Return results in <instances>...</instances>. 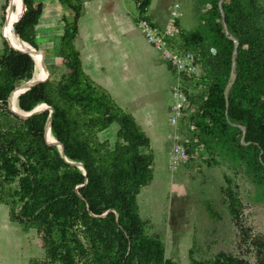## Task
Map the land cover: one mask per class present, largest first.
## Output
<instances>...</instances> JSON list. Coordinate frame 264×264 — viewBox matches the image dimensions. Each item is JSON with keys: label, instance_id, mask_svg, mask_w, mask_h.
Listing matches in <instances>:
<instances>
[{"label": "trees", "instance_id": "trees-1", "mask_svg": "<svg viewBox=\"0 0 264 264\" xmlns=\"http://www.w3.org/2000/svg\"><path fill=\"white\" fill-rule=\"evenodd\" d=\"M22 1L25 11L13 31L38 49L35 27L42 5L34 0ZM150 1L137 0L138 15L149 27L156 28L147 14ZM10 2L12 7V0L3 7V23ZM60 2L74 14L72 21L62 20L57 47L66 70L56 83L21 93L17 105L23 111L40 104L53 107L52 134L62 144L66 159L81 163L86 174L67 162L54 148L56 145L45 141L48 111L21 118L7 110V95L9 99L17 83L32 78L35 61L28 54L11 51L9 48L21 50L6 41L8 47L0 55V203L9 206L21 225L36 218L46 221L45 259L39 264H178L165 257L161 237L146 232V222L134 209L141 188L153 179L149 138L135 118L82 69L74 45L82 0ZM221 6L223 16L219 6L215 14L238 43L234 56L233 38L223 31L222 22H215V51L202 52L215 81L202 108L207 114H220L223 127L231 121L243 125L244 142L256 149L259 165L264 168V9L257 0H223ZM204 40L199 30L183 37L184 45L191 48L204 46ZM233 62L235 77L225 95V81ZM112 123L117 124L115 136L123 143L120 151L96 139V134ZM226 196L232 208L241 206L230 189ZM110 209L118 213V224L112 211L100 216ZM189 258L190 264H242L241 259L223 251L200 260L189 251Z\"/></svg>", "mask_w": 264, "mask_h": 264}, {"label": "rangeland", "instance_id": "rangeland-1", "mask_svg": "<svg viewBox=\"0 0 264 264\" xmlns=\"http://www.w3.org/2000/svg\"><path fill=\"white\" fill-rule=\"evenodd\" d=\"M220 1L151 0L147 14L157 25L151 28L140 19L137 0H82L74 45L84 73L130 113L149 138L154 177L141 188L134 209L146 222V232L161 237L165 257L190 264L189 251L197 260L223 251L242 264H264V168L259 155L250 144L239 145L240 128L231 123L223 127L220 114L202 108L215 81L202 52L215 51L212 37L215 22H222L215 14ZM257 2L264 9V0ZM34 3L42 5L35 42L45 53L49 71L43 85H51L66 70L57 47L62 20L72 21L74 14L60 0ZM7 4L0 0V55L8 47L2 37L8 28V19L3 28ZM218 9L222 14L221 5ZM12 11L10 6L8 17ZM195 30L204 34V46H185L183 37ZM226 34L236 40L228 30ZM232 73L225 81V95ZM6 108L10 111L8 103ZM116 130L112 123L96 134L97 141L120 151L123 143ZM227 189L240 199V207H231ZM3 216L17 222L9 206L0 203V233L8 231ZM21 226L30 237L31 264H39L45 259L46 221L36 218Z\"/></svg>", "mask_w": 264, "mask_h": 264}, {"label": "bare ground", "instance_id": "bare-ground-1", "mask_svg": "<svg viewBox=\"0 0 264 264\" xmlns=\"http://www.w3.org/2000/svg\"><path fill=\"white\" fill-rule=\"evenodd\" d=\"M13 3H14L13 11L9 14V17H8V12L6 14V22H7V19H8V28H7L8 36L4 32V38L7 41V43L9 45H11L12 47H14V48H16L18 50H21V51L29 52L30 55L33 57V59L35 61L33 76L28 81H29L30 85H34V84H37V83H39L41 81H44L47 78V71H46V69L44 67L45 64H46L45 56L42 53V51H40L39 49L34 48L29 43H27L25 41H23V42L19 41V37L14 33V31H13L14 23L19 21L21 13L23 12V10H22L23 9V5H22L21 0H13ZM10 5H11V2L9 4L8 8H7V11L9 9ZM6 22L4 24V28H5ZM40 64H41V68H40ZM43 72H44L43 76L40 77V75ZM22 90L23 89L21 88L20 85L16 86V88L13 91V93L11 94V96L8 99V103H9V106L12 109V111L16 112V113H19V114L23 113V111H21V109L17 105L18 96L20 95ZM43 105L44 104H40L39 107H43ZM49 135L53 139L50 138ZM46 141L48 143L54 144L58 148H60V143L55 139L54 135L52 134L51 128L49 126H47V129H46Z\"/></svg>", "mask_w": 264, "mask_h": 264}, {"label": "crops", "instance_id": "crops-1", "mask_svg": "<svg viewBox=\"0 0 264 264\" xmlns=\"http://www.w3.org/2000/svg\"><path fill=\"white\" fill-rule=\"evenodd\" d=\"M3 36L4 31L2 37ZM1 220L2 224L6 226V230L8 231L6 233H0V264H31L32 245L30 237H27L26 232L21 229L23 227L19 222L15 223L7 216H3ZM16 224L18 227H16ZM10 229L17 230L13 232ZM9 251L11 252L10 254Z\"/></svg>", "mask_w": 264, "mask_h": 264}, {"label": "water", "instance_id": "water-1", "mask_svg": "<svg viewBox=\"0 0 264 264\" xmlns=\"http://www.w3.org/2000/svg\"><path fill=\"white\" fill-rule=\"evenodd\" d=\"M222 1H223V0H221V1L219 2V4H218L219 7H220ZM21 2H22V5H23V12H24V11H25V4L23 3L22 0H21ZM23 12L21 13V16H22ZM21 16H20V18H19L18 23H20ZM222 26H223V29H224V30L226 31V33H227V27H226V24H225L224 22H222ZM17 34H18V33H17ZM18 37H19V41L23 42V40L21 39V37L19 36V34H18ZM228 38H232V37H231V36H228ZM237 43H238V42H237V39L234 40V56H235V53H236V46H237ZM9 49H10L11 51H13V52H16V53H23V54H28V55H30V53H29V52H26V51H15V50H12L11 48H9ZM42 51H43V50H42ZM43 53H44V51H43ZM44 55H45V53H44ZM30 56H31V55H30ZM31 57H32V56H31ZM32 59H33V58H32ZM33 60H34V59H33ZM233 65H235L234 62H233ZM44 67H45V69H46V71H47V76H48V77H47L43 82H39V83L34 84V85H30V84H29V81H26V82L22 83V85H20L21 88L23 89L21 93H23V92L26 91V90H29L30 88L38 87V86H40V85H43L44 83L47 82V80H48V78H49V71H48L46 65H45ZM232 72H233V73H232V74H233V77H232V79H231V82L228 83V85H227L226 88H228V87L232 84V82H233V80H234L235 73H234L233 67H232ZM9 93H10V92H9ZM21 93H20V94H21ZM8 95H9V94H8ZM8 95H7V99H6L7 103H8ZM226 98H227V96H226ZM8 105H9V103H8ZM39 106H40V105H37L36 107H34V108H33L32 110H30V111H23V110H21V111H23L22 114H19V113L13 112L12 109L10 108V106H9V108H10V111H12L15 115H17V116H19V117H21V118H28V117H31V116L36 115V114H38V113H41V112H44V111H48V112H49V115H48V119H47V121H46L45 132H44V137H45V141H46V129H47V126L51 127V122H52L53 115H54V109H53V107H50V106H48V105H46V104H44L43 107H39ZM225 117H226V119L228 120V117H227V111H225ZM228 121H229V120H228ZM231 124H232L233 126L238 127V128H240V129L242 130V135H241V138H240V143H241V145L248 144L249 142H244L245 127H244L243 125L238 124V123H233V122H231ZM46 144H47V142H46ZM47 145H48V146H51V145H49V144H47ZM58 150H59L61 156L64 157V159H65L67 162H69L71 165H74V166L78 167L79 169L82 170V172H83L84 174H86V170H85L84 166H83L81 163H79V162L68 161V160L66 159V157H65V153H64V148H63L62 144H60V148H58ZM85 184H86V180H85L81 185H79V186L77 187L76 191L78 192L79 188H80L81 186L85 185ZM109 211H112V212L115 213L116 223L118 224V213H117L115 210H113V209H110V210L106 211L104 214H102V215H100V216H105Z\"/></svg>", "mask_w": 264, "mask_h": 264}]
</instances>
